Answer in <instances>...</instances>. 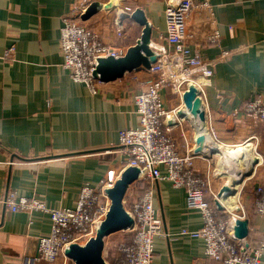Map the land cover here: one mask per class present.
Wrapping results in <instances>:
<instances>
[{"label":"crops","instance_id":"0c3cea01","mask_svg":"<svg viewBox=\"0 0 264 264\" xmlns=\"http://www.w3.org/2000/svg\"><path fill=\"white\" fill-rule=\"evenodd\" d=\"M103 1L0 0V264H32L38 236L51 228L47 211L8 210L2 203L6 191L38 198L49 208H73L81 185L114 179L122 167V154L113 150L119 131L138 124L134 95L139 84L133 76L143 73L131 71L98 82L92 92L84 82L71 79L62 66L59 45L62 17L75 12L81 3ZM206 1L208 6L196 5L189 14L185 38L192 52L218 58L211 85L204 88L205 121L178 117L183 102L166 89L162 91L164 107L175 109L178 121L169 135L180 153L194 150L196 125L203 124L199 129L206 136V156H195L194 164L208 172L213 194L216 176L211 165L216 153L207 154L209 144L216 145V139L222 146L251 143L258 162L240 184L238 203L248 214V239H255L264 219L254 213L249 191L264 182V123H252L243 106L256 98L264 103V0ZM117 2L144 11L152 40L164 32L166 0ZM113 14L97 11L83 22L123 54L138 39L141 26L124 18L123 35L118 37L109 24ZM8 48L11 55L4 57ZM216 88L225 94L221 101ZM160 171L165 169L160 167ZM153 190L155 214L167 233L153 238V264H224L205 256L202 238L182 233L201 226L200 213L186 206L184 188L161 179ZM204 197L214 203L211 192L206 191ZM261 260L264 264V252Z\"/></svg>","mask_w":264,"mask_h":264},{"label":"built area","instance_id":"2783aa9c","mask_svg":"<svg viewBox=\"0 0 264 264\" xmlns=\"http://www.w3.org/2000/svg\"><path fill=\"white\" fill-rule=\"evenodd\" d=\"M196 5L208 6L206 0L200 4L194 0H166L165 30L149 43L156 60L141 71L142 77L133 76L139 84L134 95L138 124L119 131L117 149L113 151L122 154V167L114 179L104 180L94 186L87 183L81 185L73 208H49L38 198H25L17 196L13 190L6 191L2 203L8 210H43L50 214V231L38 236L32 264H72L64 250L70 243L80 244V239L94 235L110 204L106 189L112 186L127 166H134L139 171L123 197V207L131 216L132 225L122 230L127 238L116 244V254L109 258L103 256L105 264H153V238L156 235L167 236L153 206V186L161 179L170 180L174 187L184 188L186 206L200 213L201 226L192 231L184 229L182 233L202 238L207 258L221 260L224 264H262L264 225L255 239L252 236L248 239L251 231L249 227L246 237L236 238L233 234L236 219L248 220L244 206L239 203L237 208L229 211L225 207L218 210L214 203H209L204 197L206 191L212 193L213 202L218 197L217 193L213 194L210 190L208 172H201L195 167L194 157L197 155L193 150L180 153L176 141L169 135V130L178 121L174 119L175 109H165L162 91L168 89L181 98L188 85L192 84L203 103L204 88L211 85L213 66L218 61V58L207 59L197 51L192 52L185 42L186 21ZM87 6L88 3H81L75 12H67L62 17L59 45L62 66L68 70L71 79L84 82L92 92H96L97 84L101 82L93 75L97 59L121 54L83 22L80 16ZM113 9L109 24L121 37L122 21L116 14H130L134 8L118 4ZM103 11L109 12L108 9ZM11 50H5L4 57L10 56ZM225 55L226 52L220 56L222 58ZM224 95L221 89L216 88L218 101ZM182 109L187 111L184 105ZM243 111L252 123H264V103L259 98L247 101ZM186 117L193 119L191 114ZM169 121L172 123L169 124ZM216 144L220 145L217 139ZM160 167L165 169L164 173ZM249 199L254 213L264 219V182L253 186L249 191Z\"/></svg>","mask_w":264,"mask_h":264},{"label":"water","instance_id":"95a60500","mask_svg":"<svg viewBox=\"0 0 264 264\" xmlns=\"http://www.w3.org/2000/svg\"><path fill=\"white\" fill-rule=\"evenodd\" d=\"M100 4L91 2L88 4L84 13L80 16L82 20L89 18L97 12ZM104 8V7H103ZM115 8L111 2H107L104 9ZM117 18L122 21L124 18H129L141 26V32L138 39L133 45L126 48L125 52L117 57L105 56L97 59V65L94 70V77L101 82H108L122 77L125 73L146 69L156 60L155 52L149 47L151 41V26L146 19L144 11L136 7L130 14L117 12ZM181 100L187 111L194 117L195 120L204 123L205 116L202 108V103L196 93L194 85L189 84L187 89L182 93ZM177 116L183 118L185 115L182 110L177 112ZM169 124L172 121L168 122ZM195 155L206 156V136L200 130L195 137ZM216 153L215 150L209 151L208 155ZM258 158L255 157L252 161V166L257 164ZM252 167V171H253ZM247 174L249 176L251 173ZM138 169L134 166L125 167L118 178L115 179L112 186L106 189V193L110 200L108 210L103 220L97 226L93 236L89 237L84 244L72 242L64 250V254L71 260L72 264H105L102 255L104 248V238L114 232L128 229L132 225V218L123 207V197L126 189L138 176ZM244 179V178H243ZM223 193L232 194L233 190L223 184L217 192V197ZM218 210L224 208L218 199L214 200ZM233 234L236 238H244L248 234V220L236 219L233 228Z\"/></svg>","mask_w":264,"mask_h":264},{"label":"bare ground","instance_id":"6f19581e","mask_svg":"<svg viewBox=\"0 0 264 264\" xmlns=\"http://www.w3.org/2000/svg\"><path fill=\"white\" fill-rule=\"evenodd\" d=\"M110 2L112 6L116 5L115 0H111ZM97 4L105 8L107 3ZM183 113L190 116L186 110ZM192 121L194 123L198 122L193 119ZM196 127L197 131H200L203 128V124H197ZM200 127L201 129H199ZM209 147V151L215 150L216 154L221 157L218 164V174H224L228 177L226 184L233 190L232 194L223 193L218 197V200L227 210H233L238 207V189L241 186L240 184H242L243 178L252 171V161L256 157L251 154L252 145L250 142L235 146H222L210 143Z\"/></svg>","mask_w":264,"mask_h":264},{"label":"rangeland","instance_id":"374dc122","mask_svg":"<svg viewBox=\"0 0 264 264\" xmlns=\"http://www.w3.org/2000/svg\"><path fill=\"white\" fill-rule=\"evenodd\" d=\"M109 1H111V0H105V1H103V2H101V3H107V2H109ZM115 4L116 5H118V2H117V0H115ZM115 6V5H114ZM103 10H106V9H104V8H102V7H100L97 11L98 12H101V11H103ZM113 8H111V9H109L108 11L109 12H113ZM97 13V12H96ZM127 19V18H126ZM127 29H128V26H125ZM140 72L141 71H143V69H141V70H139ZM177 94V93H176ZM217 153V152H216ZM251 154L253 155V156H255V152H254V150L252 149L251 150ZM213 158L214 159H212V165H211V167H212V170H213V172L214 173H212V174H214L213 176L215 177L216 176V191L218 192V187H220V186H222L223 184H226V182L228 181V177L226 176V175H224V174H218V172H219V160H220V158L221 157H219V155H214L213 156ZM232 170H234V169H232ZM247 177V175L244 177V179ZM244 181V180H243ZM216 192V193H217ZM238 193H239V189H238ZM239 196V195H238ZM239 198V200H240V197H238ZM239 204V203H238ZM237 204V205H238ZM234 210V209H233ZM124 238H127V234L125 233V232H123V231H117V232H114V233H112V234H110V235H108V236H106L105 238H104V248H103V252H102V255L105 257V258H109L110 256H113V255H115L116 254V250H115V246H116V244L118 243V242H120V241H122ZM86 239H87V237H86ZM86 239L85 238H82V239H80L79 240V242H80V244L81 243H84L85 241H86Z\"/></svg>","mask_w":264,"mask_h":264}]
</instances>
